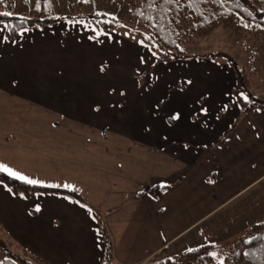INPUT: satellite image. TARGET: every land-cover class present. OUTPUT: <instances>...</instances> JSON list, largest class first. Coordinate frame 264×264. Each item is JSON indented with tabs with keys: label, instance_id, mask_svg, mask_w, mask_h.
Returning <instances> with one entry per match:
<instances>
[{
	"label": "crops",
	"instance_id": "0c3cea01",
	"mask_svg": "<svg viewBox=\"0 0 264 264\" xmlns=\"http://www.w3.org/2000/svg\"><path fill=\"white\" fill-rule=\"evenodd\" d=\"M19 59L6 58L0 67L8 64L12 71ZM222 66L227 85L218 78L194 79L189 88L181 82L180 92L158 77V91L168 88L163 96L154 95L149 80L128 76L117 79L122 90H116L125 95L110 93L101 81L86 102L27 101L0 75V163L39 184H70L84 199L43 192L25 198L0 182V222L9 237L48 264H98L105 252L103 226L119 264H141L163 247L177 254L204 244L207 252L219 248L211 259L226 264L236 239L264 221V194H250L264 179V109L241 110L245 102L235 89L245 81L236 78L235 67L232 72ZM56 70L37 78L43 94L77 84L78 79L57 77ZM201 107L207 113L192 116ZM168 109L183 116L171 127L164 123ZM154 184L164 185L158 197L147 192Z\"/></svg>",
	"mask_w": 264,
	"mask_h": 264
},
{
	"label": "rangeland",
	"instance_id": "374dc122",
	"mask_svg": "<svg viewBox=\"0 0 264 264\" xmlns=\"http://www.w3.org/2000/svg\"><path fill=\"white\" fill-rule=\"evenodd\" d=\"M134 1L89 0L85 3L83 0L80 2L78 0H53L55 11L64 15L82 16L91 13L93 9L115 14L119 22L108 32L99 31L90 24L80 22L81 20L69 19L57 21L48 26L30 28L32 30L27 32H23L22 29L17 38L10 41L4 40L0 31V61L6 62V58L14 60L16 56H23V61L19 59L16 65L11 64L12 71L8 64L0 67L2 79L9 81L13 91L20 90L19 94L27 101L35 99L36 102L40 100L46 102L53 99L66 102L75 99L86 102L89 96L95 94L92 92H96L103 85L101 81L107 82L110 89L122 90L120 81L117 79L128 78V76H135L138 79L143 77V80H149L151 75L149 82L152 88L155 87L154 95L168 94L166 86L165 90L158 91V84L154 85L157 77L168 79L172 86L177 87H184L181 86L184 80L195 79L198 82L197 79H200L203 83L205 79L215 78H218L216 79L220 82L218 84L227 85L225 81H228V75L226 70L222 69L224 68L222 65H225V69L229 66L232 72L235 67L236 78L244 79L245 82L241 81V83L247 86L242 85L246 92L250 88L246 94L249 101L264 94V21L257 23L254 20H246L236 13L231 14L217 24L195 32L185 44V55L187 56L168 62L158 57L157 49H149L147 34L143 29L121 21L125 17L127 8L134 4ZM35 2L36 0H6L0 6V10L21 14ZM68 5H72V11L68 10ZM80 24L86 27L85 31L80 30L78 26ZM246 24L248 27H245ZM77 32L83 33L79 36ZM92 35L96 36V39ZM142 39L144 40L143 45L139 43L143 41ZM50 44L59 47H49ZM151 52H155L156 56H152ZM141 57L146 63L140 62ZM105 62L108 68L101 73L98 70L99 66ZM150 64H152L151 69L141 75L144 68ZM52 69H57L55 72L59 78L78 79L77 84L60 87L59 92L43 94L40 89L44 87L37 85V78L53 76ZM21 80L24 81L22 85H20ZM112 81L116 82L110 84ZM238 85L235 93L245 95V89L240 86V83ZM190 86L186 85L187 88ZM194 86L196 87V84ZM217 86L213 84L214 89H217ZM219 88L222 89L221 86ZM201 89L205 95L203 100L205 101L209 97L207 96L208 87ZM119 92L116 91V94ZM3 100L9 101L6 96H3ZM249 101L244 102L249 103ZM1 104L4 102L2 101ZM108 105L111 106L106 99V110ZM97 106L92 107L96 109ZM192 106L196 105L189 103V108ZM224 116L225 113L222 117ZM211 125L215 123L212 122ZM2 153L0 150V154ZM250 191L251 195L264 194V179L253 186ZM208 252L220 254L221 250L216 248Z\"/></svg>",
	"mask_w": 264,
	"mask_h": 264
},
{
	"label": "trees",
	"instance_id": "16d2710c",
	"mask_svg": "<svg viewBox=\"0 0 264 264\" xmlns=\"http://www.w3.org/2000/svg\"><path fill=\"white\" fill-rule=\"evenodd\" d=\"M5 1L0 0V6ZM38 2L39 8H37ZM45 5L46 0H36L21 14L0 15L4 37L14 40L19 31L24 28L48 26L67 19L81 20L80 22L90 24L103 32L110 31L119 22L115 14L99 9H93L91 13L82 16H74L57 13L53 7V0L50 7ZM67 8L70 11L73 9L72 5H68ZM2 12L7 11L0 10V13ZM235 13L246 20L262 23L264 21V0H195V2L192 0H135L134 4L127 8L125 17L121 21L143 29L147 34L149 49H157L160 59L171 61L187 56L185 55V44L195 32L217 24ZM4 25L8 27L5 28ZM149 69L150 65H147L141 75ZM142 78L139 79L142 80ZM239 104L241 110L264 109V94L254 97L249 103ZM0 182L12 193L25 198L38 192L58 193L78 202H84V199L74 190L39 183L28 184L5 172H0ZM163 188L164 185L154 184L147 188V192L158 197ZM101 234L105 242V252L98 264H119L114 261L109 251V236L103 226H101ZM207 248L208 245L204 244L192 248L193 251L188 249L171 254L167 247H163L141 264H219L211 259ZM227 258L226 264H264V221L254 223L247 237L237 239L229 249ZM0 264L48 263L11 239L0 222Z\"/></svg>",
	"mask_w": 264,
	"mask_h": 264
},
{
	"label": "snow or ice",
	"instance_id": "6c2138e0",
	"mask_svg": "<svg viewBox=\"0 0 264 264\" xmlns=\"http://www.w3.org/2000/svg\"><path fill=\"white\" fill-rule=\"evenodd\" d=\"M83 2L87 3V2H89V0H83ZM192 2H195V0H192ZM45 6L46 7H50L51 6V0H46V5ZM37 8H39V2L37 3ZM12 14H13L12 12H2V13H0V15H5V16H11ZM97 14L99 15V13H97ZM4 27L7 28L8 26L7 25H4ZM245 27H248V25L246 24ZM2 30L3 29H0V31H2ZM22 31L23 32H27L28 29L27 28H24ZM3 39L4 40H7L8 38L7 37H4ZM139 43H141L143 45L144 44V41H139ZM145 46H147V45H145ZM151 55L152 56H156V53L155 52H151ZM140 62L141 63H146V61H145V59L143 57L140 58ZM107 68H108V65L105 62V63H103V64H101L99 66V69L98 70L101 73H104L107 70ZM137 72L139 74V70H137ZM151 78L152 77L150 75L149 76V81L151 80ZM157 79H158V77H157ZM149 81H146V83H148ZM191 83H192L191 80H185V81H183V84H185V85H190ZM116 91H117L116 89H111L110 90V93H116ZM179 91L180 92H183L184 91V88L183 87H180L179 88ZM119 95L123 96V95H125V93L123 91H120L119 92ZM242 98L246 102L249 101V97L247 95H243ZM163 103L164 102L161 100V101H158L154 105V110H153V113H152L153 117H156L157 115H159V111H160L161 105H163ZM95 110H99V107L97 106V108ZM207 111H208L207 108H199L196 112H193L192 116H197L199 113L206 114ZM257 111H260V110L257 109ZM181 119H183V116H182V113L179 110H177V109H168V110L165 111L164 123L167 124L169 127L172 126L170 124L171 121H180ZM189 119H192V117H189ZM149 130L150 129H146V131H149ZM164 139H167V137L165 136ZM184 147L187 148L188 145L185 144ZM205 147H206V145H205ZM0 172H5L9 176L14 177V178H16L18 180H21V181H23L25 183H28V184H37V183H39L38 181H36L34 179H30V178H28L25 175H22L21 173L13 170L11 167H9V166H7V165H5L3 163H0ZM208 182L209 183H213L214 181H212L211 179H209ZM57 186H59V185H57ZM63 187L68 188V189H71V190H75L74 187L72 185H70V184H65V185H63ZM35 210L36 211H40L39 206H37ZM89 211H90V209H89ZM189 251H193V250L192 249H189ZM208 255H210L212 257H215L217 255V253H215V252H209ZM244 255H248V253H244ZM219 264H224V261L223 260H220L219 261Z\"/></svg>",
	"mask_w": 264,
	"mask_h": 264
}]
</instances>
